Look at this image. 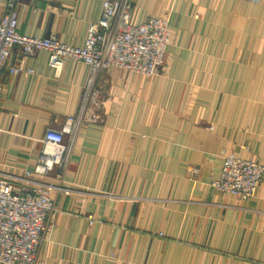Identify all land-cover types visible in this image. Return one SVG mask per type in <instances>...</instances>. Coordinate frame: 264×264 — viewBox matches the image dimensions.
Masks as SVG:
<instances>
[{
  "label": "crops",
  "instance_id": "crops-1",
  "mask_svg": "<svg viewBox=\"0 0 264 264\" xmlns=\"http://www.w3.org/2000/svg\"><path fill=\"white\" fill-rule=\"evenodd\" d=\"M7 0H0V17ZM103 0H17V31L80 46ZM167 20L151 76L14 45L0 68V176L15 187L61 130L38 259L56 264H264V178L240 201L212 185L226 155L264 164V0H130ZM25 67L32 73H9ZM74 117L67 126L66 119ZM45 147V148H44Z\"/></svg>",
  "mask_w": 264,
  "mask_h": 264
},
{
  "label": "built area",
  "instance_id": "built-area-1",
  "mask_svg": "<svg viewBox=\"0 0 264 264\" xmlns=\"http://www.w3.org/2000/svg\"><path fill=\"white\" fill-rule=\"evenodd\" d=\"M130 0H103L100 19L87 27L80 46H72L56 37H35L17 31V0H7L0 17V68L7 65L11 48L20 45L24 57L40 49L49 52L48 65L59 71L68 60L90 66L93 78L101 71L120 68L131 73L151 76L163 64L169 42L167 20L162 16H147L138 25L130 22ZM32 73V69L10 67L9 73ZM74 121L70 116L67 126ZM61 130L47 129L43 136L46 148L31 169H24L22 183L15 187L6 175L0 176V264H49L38 259L50 215L56 210L53 192L58 185L43 182L54 166L63 160L66 150ZM264 178V164L251 158L226 155L217 179L212 185L237 200L256 195ZM56 264V263H50Z\"/></svg>",
  "mask_w": 264,
  "mask_h": 264
}]
</instances>
